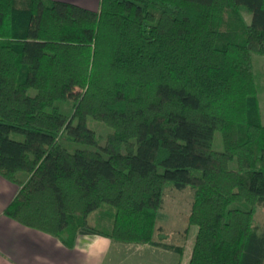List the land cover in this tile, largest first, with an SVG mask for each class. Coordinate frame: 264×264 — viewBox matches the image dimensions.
<instances>
[{
  "label": "trees",
  "instance_id": "obj_1",
  "mask_svg": "<svg viewBox=\"0 0 264 264\" xmlns=\"http://www.w3.org/2000/svg\"><path fill=\"white\" fill-rule=\"evenodd\" d=\"M253 57L264 0H0V177L18 187L4 215L67 249L83 235L169 248L155 240L164 190L190 188L188 264H264ZM88 118L112 129L103 146Z\"/></svg>",
  "mask_w": 264,
  "mask_h": 264
},
{
  "label": "crops",
  "instance_id": "obj_2",
  "mask_svg": "<svg viewBox=\"0 0 264 264\" xmlns=\"http://www.w3.org/2000/svg\"><path fill=\"white\" fill-rule=\"evenodd\" d=\"M54 1L77 5L90 11H98L100 3V0ZM259 102L264 119V92L259 97ZM17 192V186L0 177V264H131L132 262L136 264L134 261L140 264L145 262L188 264L189 262L192 249L182 256L180 247L168 245L164 243L165 240L161 243L169 248L119 244L103 236L83 235L77 238L73 249H67L55 238L26 228L4 215V210ZM148 247L157 251L148 255H129L128 253L134 249L140 252Z\"/></svg>",
  "mask_w": 264,
  "mask_h": 264
},
{
  "label": "rangeland",
  "instance_id": "obj_3",
  "mask_svg": "<svg viewBox=\"0 0 264 264\" xmlns=\"http://www.w3.org/2000/svg\"><path fill=\"white\" fill-rule=\"evenodd\" d=\"M244 18L247 23L250 22L251 14L245 12ZM252 66L255 74V80L257 84L258 91L261 92L262 87H264V57H253L252 58ZM78 89H72L69 94V100L72 101L73 98L79 94ZM61 111L70 116L71 108L68 104L60 105ZM75 123V122H74ZM87 127L95 132L98 143L100 145L105 144L106 136L112 131V129L106 127L105 125L94 121L91 118L87 119ZM12 138L16 140H22V136L17 134H12ZM64 145L69 146L68 143L62 142ZM74 149H85V148H92V146H86L81 144H73ZM71 149V150H72ZM213 149L216 151H222L223 143H222V136L221 133L216 132L214 136L213 142ZM194 200L193 191L190 188L184 190H176L172 187H167L164 190L162 206L158 213V221H157V228L161 229L162 231H158L159 234L156 232L155 240L161 241L165 240L164 243L181 248V255L185 256L190 252L193 247L195 235L197 231V227L195 225H191L188 222V217L190 214V209L192 202ZM94 219L96 222L94 223ZM104 220L106 217L103 211L95 212L90 218L89 223L95 227L97 230H105ZM255 225H257L260 229L259 232H264V210L258 209L255 216ZM165 239H162L163 237ZM162 237V238H161ZM161 238V239H160ZM157 250L154 248L148 247L143 248V250L136 251L130 250L128 253L129 255H138V254H152L155 253ZM175 253V252H173ZM176 254V253H175ZM136 264H140L139 262L134 261ZM133 263V262H132ZM131 263V264H132ZM141 264H153V262H145Z\"/></svg>",
  "mask_w": 264,
  "mask_h": 264
}]
</instances>
